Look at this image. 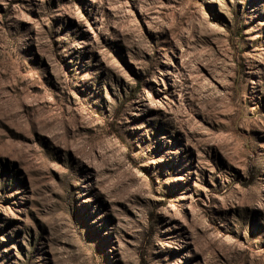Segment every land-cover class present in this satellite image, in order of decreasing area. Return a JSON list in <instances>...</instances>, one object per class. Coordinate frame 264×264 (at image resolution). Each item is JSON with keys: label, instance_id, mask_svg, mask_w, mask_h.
I'll return each instance as SVG.
<instances>
[{"label": "rangeland", "instance_id": "rangeland-1", "mask_svg": "<svg viewBox=\"0 0 264 264\" xmlns=\"http://www.w3.org/2000/svg\"><path fill=\"white\" fill-rule=\"evenodd\" d=\"M0 264H264V0H0Z\"/></svg>", "mask_w": 264, "mask_h": 264}]
</instances>
